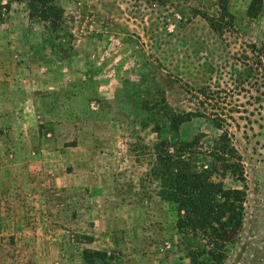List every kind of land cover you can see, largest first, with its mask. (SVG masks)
Instances as JSON below:
<instances>
[{
	"label": "rangeland",
	"instance_id": "obj_1",
	"mask_svg": "<svg viewBox=\"0 0 264 264\" xmlns=\"http://www.w3.org/2000/svg\"><path fill=\"white\" fill-rule=\"evenodd\" d=\"M250 1L228 0V14L218 0H56L64 19L52 34L30 20L29 0H0V264H87L85 249L107 252L110 264H190L178 208L159 195L152 174L159 138L155 112L144 104L179 114L200 108L205 117L178 133L165 129L172 140L205 133L199 151L222 132L209 113L219 118L248 185L244 228L224 264H264V66L251 59L264 65V0L257 17L247 13ZM24 76L46 87L29 91L50 92L57 105L67 91L88 97L90 113L74 120L89 130L76 131L72 117L46 107L45 115L23 117ZM200 88L216 100L201 106ZM27 126L44 144L37 204L22 199L30 190L19 160L36 155L32 143L17 147L19 136L30 135H18ZM78 139L95 152L68 151ZM210 160L194 158L200 166Z\"/></svg>",
	"mask_w": 264,
	"mask_h": 264
},
{
	"label": "trees",
	"instance_id": "obj_2",
	"mask_svg": "<svg viewBox=\"0 0 264 264\" xmlns=\"http://www.w3.org/2000/svg\"><path fill=\"white\" fill-rule=\"evenodd\" d=\"M218 2L229 14L228 0ZM28 5L31 21L43 23L52 34L60 32L64 9L56 0H29ZM262 6L263 0H251L248 15L257 17ZM209 20L216 29L212 19ZM252 51H257L255 44ZM251 59L254 62L257 60L256 66H264L261 58ZM253 68L250 66V69ZM197 91V102L201 106L216 100L209 97L206 88ZM143 106L145 110L155 112L153 130L159 138L154 144L156 160L152 174L160 184L159 195L178 208L176 228L187 240L186 257L190 264H224L241 235L246 217L248 185L242 155L229 133L223 129L219 118L214 117L215 113H209L213 117L208 119L222 132L209 145L208 150L199 151L205 133H199L191 139L178 135L172 140L165 135V129L178 133L185 122L194 117H205L200 108H196L195 112L179 114L168 108L159 112L160 109L157 110L153 105ZM196 155L209 156L210 163L200 166L194 161ZM226 178L232 179L239 186H227L224 182ZM83 258L87 264H102L99 260H103V264H110L106 261L105 251L85 249Z\"/></svg>",
	"mask_w": 264,
	"mask_h": 264
},
{
	"label": "crops",
	"instance_id": "obj_3",
	"mask_svg": "<svg viewBox=\"0 0 264 264\" xmlns=\"http://www.w3.org/2000/svg\"><path fill=\"white\" fill-rule=\"evenodd\" d=\"M25 78L23 79L24 84H25V90L24 87L23 89L20 91L19 94H21V96L23 94V92L25 93V100H23V102H21L22 107H25V111L22 113V116L25 118H28V116L31 114H33L34 116L37 115V113H40L41 115H45V107L46 110H48V112H50L51 115H62V116H67V117H72L73 119H71V124L75 125L76 131L78 132H85L89 129H86L87 127L85 125H81L80 122H76L74 119L77 115H86V113H90L89 110V106L86 107V103L88 104L89 102V98L86 96H78V98L76 96H74L73 94H69L68 91L66 93V95L63 96L64 100L62 103H60L59 105L55 104V102H53V96L50 95V92L44 91L43 94H41V89L46 90V87L42 86L40 87L39 84L36 85V81H34L31 78H28L26 76H24ZM38 80V79H37ZM33 83L35 84L33 86ZM34 87L35 90L36 88L39 89L38 91H29L30 88ZM11 94L14 96L17 94L16 92H13ZM41 99H44V103H42ZM59 101V100H58ZM80 101L83 103V105H80ZM77 103L79 104V106L77 105ZM15 108L11 107V120H14V118L16 117V115L19 116L18 113H13V110ZM16 120V118H15ZM14 120V121H15ZM11 122V123H14ZM67 123V121H64V124ZM83 127V129H81L80 127ZM88 127H91L90 122L87 124ZM28 127L30 129H28ZM24 129H20L21 131H18V135L23 134L22 132H24V134H30L28 135L26 138H24L23 136H19L18 138V145L17 147H27L28 143H32V147L31 148H35V153L36 155L31 156V154H27V155H23L22 159L19 160V163L21 165L24 166V168L28 171V173L25 175V183L27 184L28 189L30 190V193L28 195H24L22 197V199L24 197H32L33 202L35 204L38 203V200L40 201V199L42 198V195H44V187H45V178H44V173L41 170V164L44 163L45 157L41 154V152L39 151L41 146H44V144L42 143V145L40 146V142L41 140L38 139L37 137V128L35 126H27V127H22ZM32 137V140H27L29 138ZM64 137V136H62ZM22 144V146H21ZM59 146L62 148L64 146V143H60ZM87 146H91V151L95 152L93 150V147H95L93 145V143L91 142H86L84 140H79L77 141V143L74 146H71L70 148H68V151H78L80 153L85 150V148ZM24 152V151H23ZM22 151L20 152V154L23 153ZM84 154L86 155L87 152H84ZM32 166L34 167L32 169ZM89 177V181H90V185H95V178H93L90 173L88 175ZM57 182H62V178H57L55 177ZM20 183H22L23 178L20 179ZM15 197H11V199H14ZM34 204V205H35ZM60 226V225H59Z\"/></svg>",
	"mask_w": 264,
	"mask_h": 264
}]
</instances>
